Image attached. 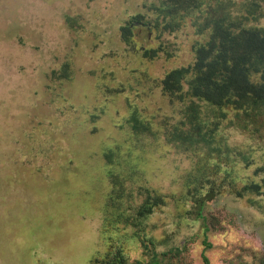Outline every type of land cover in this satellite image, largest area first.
Masks as SVG:
<instances>
[{"label": "rangeland", "instance_id": "1", "mask_svg": "<svg viewBox=\"0 0 264 264\" xmlns=\"http://www.w3.org/2000/svg\"><path fill=\"white\" fill-rule=\"evenodd\" d=\"M155 1H0V264H94L121 249L132 263L264 264V214L247 199L219 195L202 218L185 203L201 155L167 140L182 107L160 80L205 38L188 22L161 38L139 27L127 45L121 27ZM134 111L150 132L135 134ZM224 126L264 162V141ZM150 192L166 204L139 217Z\"/></svg>", "mask_w": 264, "mask_h": 264}, {"label": "trees", "instance_id": "2", "mask_svg": "<svg viewBox=\"0 0 264 264\" xmlns=\"http://www.w3.org/2000/svg\"><path fill=\"white\" fill-rule=\"evenodd\" d=\"M146 11L121 27L127 45H136L139 27L161 38L188 22L205 38L194 47L193 63L170 70L160 80L163 93L182 107V118L172 124L167 140L180 151L201 155L189 177L188 189L193 188L185 203L192 200L202 218L207 203L227 193L247 199L264 214V162L257 157L262 150L231 145L223 134L226 125L264 141V0H157ZM158 53L155 48L144 50L150 59ZM129 122L137 135L152 130L135 111ZM162 204L166 201L150 192L139 217L152 215ZM96 263L163 264L157 255L132 263L123 249L106 253Z\"/></svg>", "mask_w": 264, "mask_h": 264}, {"label": "flooded vegetation", "instance_id": "3", "mask_svg": "<svg viewBox=\"0 0 264 264\" xmlns=\"http://www.w3.org/2000/svg\"><path fill=\"white\" fill-rule=\"evenodd\" d=\"M1 1V0H0Z\"/></svg>", "mask_w": 264, "mask_h": 264}]
</instances>
